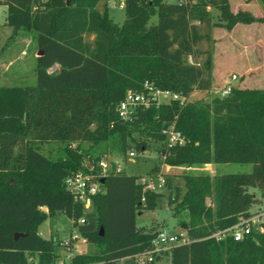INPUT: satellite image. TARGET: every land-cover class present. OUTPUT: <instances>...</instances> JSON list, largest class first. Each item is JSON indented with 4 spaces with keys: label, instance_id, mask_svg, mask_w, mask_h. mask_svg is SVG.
I'll return each instance as SVG.
<instances>
[{
    "label": "trees",
    "instance_id": "obj_1",
    "mask_svg": "<svg viewBox=\"0 0 264 264\" xmlns=\"http://www.w3.org/2000/svg\"><path fill=\"white\" fill-rule=\"evenodd\" d=\"M0 5L6 6L11 36L31 33L42 51L35 59V85L0 86V263L26 264L31 256L36 264H56L55 237H41L38 227L47 216L63 213L84 217L78 231L94 247L74 254L69 264L121 259L134 264V255L149 250L157 232L137 227L136 212L153 209L160 194L143 190L137 176L110 172L99 177L101 191L83 213L64 178L84 171L85 159L94 162L108 152L123 156L130 149L141 153L153 142L169 166L236 162L252 168L212 177L184 174V191L173 210L188 216L191 239L154 255L149 264L163 256L169 264H264V232L239 241L211 236L249 215L255 204L249 188L264 203V86L231 87L209 103L170 101L138 109L126 122L115 110L126 90L140 91L144 81L183 95L209 90L211 55L199 45L210 41V28L229 31L264 18L231 10L229 0H124L120 24L109 17L106 0H0ZM206 5L218 12L217 20ZM152 15L156 23L149 24ZM53 65L58 67L49 71ZM173 122L185 142L166 147L161 129ZM45 143L57 144V154H45Z\"/></svg>",
    "mask_w": 264,
    "mask_h": 264
},
{
    "label": "rangeland",
    "instance_id": "obj_2",
    "mask_svg": "<svg viewBox=\"0 0 264 264\" xmlns=\"http://www.w3.org/2000/svg\"><path fill=\"white\" fill-rule=\"evenodd\" d=\"M124 0H106L109 17L116 23L120 24L124 17V8H119L118 4ZM176 0H161L163 3H174ZM231 10L246 9L255 17L264 18V6L260 0H229ZM211 13L212 19L215 21L218 12L210 8L207 10ZM2 12L0 7V21L2 20ZM149 24L156 23V15L149 18ZM240 29H245L243 32ZM239 31V36L236 33ZM242 32V33H241ZM239 40L238 44L231 41L233 33L220 26H212L210 28V41H203L199 48L208 49L211 55V88L206 91L193 90L187 94L188 101H202L209 103L213 98L218 97L219 90L227 85L231 75H235L236 79L231 81V87H263L264 86V21L252 22L249 24H237L234 32ZM243 34V35H242ZM245 34V35H244ZM258 37L254 45H250L251 38ZM90 35L86 40H92ZM18 40V41H16ZM40 49L32 40L30 47L24 48L18 37L11 36L8 29L0 26V86L7 85H35V59ZM233 56L231 59L229 57ZM189 62H193L191 57L187 58ZM199 60V59H198ZM56 69L52 66L49 71ZM156 143L150 142L148 148L137 153V157L133 161L127 159V155H119L116 152H108L103 157L111 163L112 171L119 169L128 175L137 176L138 182L143 181L145 186L151 185L152 191L159 193L156 198L155 207L153 209L142 208L136 212L135 224L137 227L154 228L155 230H164L168 233L186 232V222L188 216L185 212L174 213L173 202L179 200L184 191V174H208L211 177L223 173L250 172L252 165L250 163H224L212 164L205 166L193 164L189 167L169 166L162 162L159 158ZM131 150V149H130ZM42 151L45 154L56 155L58 145L55 143H45L42 145ZM129 151V150H128ZM157 166L156 171H150ZM164 180L163 185H159L160 180ZM249 192L254 194L255 204L251 206V210L260 209L263 202L260 193L255 188H249ZM207 205L211 204V199H205ZM72 227L70 218L63 213H56L47 218L39 225L38 230L41 237L48 238L54 236L56 242L64 239L70 233ZM58 246V245H56ZM59 247V246H58ZM81 252L90 253L94 247L92 244H82ZM58 252L62 253L60 247ZM62 255V254H61ZM64 261L62 256L59 261ZM116 264H127L123 259ZM158 264H169L167 256L159 259Z\"/></svg>",
    "mask_w": 264,
    "mask_h": 264
},
{
    "label": "built area",
    "instance_id": "obj_3",
    "mask_svg": "<svg viewBox=\"0 0 264 264\" xmlns=\"http://www.w3.org/2000/svg\"><path fill=\"white\" fill-rule=\"evenodd\" d=\"M178 2L185 0H176ZM190 3L195 0H189ZM119 8H124V1L118 4ZM211 6L206 5L205 9L210 10ZM235 75L231 76V80H235ZM231 90L230 83L223 89L219 90V97H224L229 94ZM170 101H178L180 105L185 103L187 95H183L177 92H171L168 90H161L155 87L151 82L144 81L140 91L126 90L122 99L116 105V113L118 117L126 122L132 119L138 109H145L150 106H158L167 104ZM161 133L164 135V145L166 147L181 146L185 142L184 136L175 129L174 122L170 123L166 127L161 129ZM137 157V153L134 150L127 152V159L133 161ZM84 171H76L67 175L64 178V185L66 190L72 195L75 202H80L83 206V213H86L91 208V196L99 193L101 187L99 184V177L112 171V165L106 158L102 157L97 161L85 159L83 161ZM143 184V181L141 182ZM164 180H160L159 185H163ZM143 190H152L151 185L145 186L143 184ZM257 210H249V215L246 218L239 220L236 224L226 227L224 229L214 231L211 236L216 241L223 240L226 237H231L235 241H239L250 235L252 232L262 233L264 232V203L263 206ZM46 211V209L44 208ZM84 224V217L80 216L76 219L70 218V225L72 227L68 236L64 239H59L55 244L60 247L62 253H59L56 260V264H69L71 257L74 254H85L81 252L80 246L86 244L87 241L83 238L78 227ZM49 238V237H48ZM190 237L187 232L168 233L164 230H157L155 236L151 241V248L143 253L134 255V264H149L154 255H159L163 251L169 250L172 246L178 244H185L190 241ZM62 254V255H61ZM63 258L64 261H59V258ZM26 264H36V260L28 256ZM3 264V263H0Z\"/></svg>",
    "mask_w": 264,
    "mask_h": 264
},
{
    "label": "crops",
    "instance_id": "obj_4",
    "mask_svg": "<svg viewBox=\"0 0 264 264\" xmlns=\"http://www.w3.org/2000/svg\"><path fill=\"white\" fill-rule=\"evenodd\" d=\"M0 7H1V12H2V20L0 21V26H2L3 28H5V29H8V31H10L11 32V28L9 27V26H7L4 22H5V16H6V6L5 5H0ZM236 27H237V24L231 29V30H229L231 33H233V37H231V41L233 42V43H236V44H238V42H239V40L236 38V36H239V31H244L245 29H240L237 33H236V36L234 35L235 33V30H236ZM241 32V33H242ZM243 35V34H242ZM245 35V34H244ZM14 37H18V39H19V41H20V43L22 44V47H24V48H27V47H30L31 45H32V34L31 33H20L18 36H14ZM258 37H256V38H251V44L250 45H254L255 43H256V41L258 40L257 39ZM16 41H18V40H16ZM233 56H236V55H231L230 57H229V59H231ZM54 66V65H53ZM56 66V68L58 67V65H55ZM212 164H210V163H208V164H205V166H211ZM142 182V181H141ZM39 234H40V232H39ZM40 236H41V234H40ZM49 237H51L50 236V234H49Z\"/></svg>",
    "mask_w": 264,
    "mask_h": 264
},
{
    "label": "water",
    "instance_id": "obj_5",
    "mask_svg": "<svg viewBox=\"0 0 264 264\" xmlns=\"http://www.w3.org/2000/svg\"><path fill=\"white\" fill-rule=\"evenodd\" d=\"M41 54H42V51L39 50L38 53H37V56H40ZM183 227H185V225H183ZM17 236H20V234H15V237H17Z\"/></svg>",
    "mask_w": 264,
    "mask_h": 264
}]
</instances>
